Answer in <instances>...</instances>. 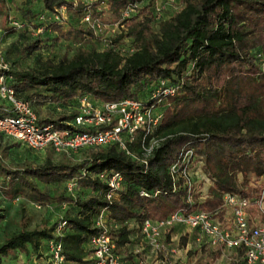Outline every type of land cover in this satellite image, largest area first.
<instances>
[{"label": "trees", "instance_id": "16d2710c", "mask_svg": "<svg viewBox=\"0 0 264 264\" xmlns=\"http://www.w3.org/2000/svg\"><path fill=\"white\" fill-rule=\"evenodd\" d=\"M33 1L15 8L19 16H13L21 31L34 33L21 34L20 55L41 48L46 39L40 33L58 29L62 14L71 21L59 34L77 41L69 57L57 60L36 55L29 64L20 65L3 58L8 67L0 74L8 77L5 83L14 96L28 103L39 125L69 128L74 98L82 94L95 102L124 97L148 102L158 80L173 87V93L160 97L157 125L145 134L135 131L133 140L126 142L128 153L115 143L79 149L77 154L55 153L46 147L41 162L11 167L4 161L8 146H0V196L22 200L20 218L24 219V202L43 207L65 203L68 208L47 226L26 229L24 221L0 242V257L15 258L16 253L41 257L45 252L47 259L46 243L54 239L61 245V264H90L88 241L105 230L121 264L123 251H128L131 264L136 253L130 250L135 232L130 222L139 231L144 219L162 218L183 208L219 215L224 193L251 200L259 197L264 187V0H177V10L157 17L154 0H102L101 4L97 0L89 9L80 0H40L36 14L31 11ZM134 2L135 11L120 19L121 10ZM60 7L63 13L57 12ZM106 8L116 18L118 30L100 50L84 45L93 32L81 21L82 14L88 9L100 19ZM52 12L58 20L47 19ZM7 13L0 0V29L11 31L14 26L7 24ZM78 21L84 28L72 24ZM46 102L68 111L41 116L39 108ZM11 115L0 99V117ZM150 138L156 144L143 163L140 144ZM188 149L200 160L210 182L206 196L194 199L189 207L182 179L173 182L169 174V165ZM53 153L60 157L54 159ZM101 172H118L122 177L121 188L108 199L109 188L98 178ZM67 181L74 182L72 191L66 190ZM58 184L66 193L78 190L77 195L51 193L48 187ZM99 217L101 225L96 224ZM61 219L66 225L56 235ZM261 220L264 223L263 213ZM168 239L166 234L164 240ZM178 242L183 246L186 235ZM204 246L201 242L200 248ZM221 249L218 245L202 250L205 256L200 254L192 264H209ZM232 253L228 264H245L241 248ZM195 254L193 248L186 252L187 257Z\"/></svg>", "mask_w": 264, "mask_h": 264}, {"label": "built area", "instance_id": "2783aa9c", "mask_svg": "<svg viewBox=\"0 0 264 264\" xmlns=\"http://www.w3.org/2000/svg\"><path fill=\"white\" fill-rule=\"evenodd\" d=\"M97 0H80L89 9V4ZM100 4L102 0H99ZM172 2L168 0L167 3ZM155 3V0H154ZM137 2L126 5L120 12V19L129 17L138 6ZM163 6L155 3L156 17ZM81 16V21L90 29L100 26V20L92 17L89 11ZM96 10H99L97 7ZM64 7L57 12L63 13ZM42 18V16H41ZM58 20L57 13L52 12L47 19ZM116 25V23H115ZM37 28L35 32H38ZM7 62L0 58V70L7 69ZM264 69V61L262 63ZM6 76L0 74V99L6 104L11 116L0 117V134L12 138L21 146L33 150L43 151L50 147L55 153H76L77 150L87 147H100L115 143L119 149L128 153L126 142L133 140V133L137 130L144 134L151 131L159 122L161 112L157 104L161 96L172 95L173 87L166 85L164 80H158L150 94V101L124 97L116 101H93L88 95L82 94L74 98V114L69 122V128H56L50 124L39 125L33 110L24 100L14 96L11 88L6 85ZM156 140L150 138L147 144L141 143V161L146 162ZM169 174L174 182L182 179L186 190L185 203L188 207L194 201L193 192L200 181L207 186L210 182L201 170L200 160L191 150L183 151L176 160L169 165ZM98 178L107 184L109 192L106 198L121 188L122 177L118 172H101ZM203 184V183H202ZM73 181H67L65 188L72 191ZM172 187L174 183H172ZM258 198L251 200L248 197L234 193H224L221 196L220 213L206 212L200 209L183 208L171 212L158 219H144L139 226V239L143 244L150 246L157 252L171 251L165 248L162 242L165 235L177 229V236L191 235L193 241L199 245V239L207 246L221 245L224 249L241 248L245 264H264V224L250 216L249 209L257 206L263 212ZM145 195V193L140 192ZM204 198L203 196H198ZM101 225L100 217L96 221ZM66 225L65 220H59L55 227V234ZM90 264H121L119 255L115 252L114 243L105 230L92 235L88 241ZM47 260L49 264H61L63 256L61 245L54 239L46 243Z\"/></svg>", "mask_w": 264, "mask_h": 264}, {"label": "rangeland", "instance_id": "374dc122", "mask_svg": "<svg viewBox=\"0 0 264 264\" xmlns=\"http://www.w3.org/2000/svg\"><path fill=\"white\" fill-rule=\"evenodd\" d=\"M167 1L168 0H155V3L163 6L161 12L165 15H167V13H172L179 7V2H177V0H174L170 3H167ZM26 3V0H4V5L8 11L7 24L14 27L11 31H4L0 29V58L6 59L8 63H10L11 61H17L20 65H23L29 64L36 55L40 59L50 58L52 60H57L61 57H69L73 52V47L77 44V41L65 39L62 35L59 34V32L67 29L68 23L71 21L69 19V16L66 15L64 17L63 14V17L61 16V18L64 19L61 20L59 24H57L58 29H46L45 32L40 33V37L46 39V43L40 45L41 48L27 54H19L21 43L23 41L21 39V34L24 37L34 35V33L30 30L21 31L17 19L13 17L19 16L15 8L19 6L26 7ZM40 10V0H34L31 3V11L36 14L40 12ZM103 10L104 11L102 12V15L99 16L100 26L98 28L91 29V31L93 32V36L88 37L84 44L86 46L93 45L98 50L103 48L108 38H110V36L118 30V25H115V23L117 22L115 20L116 18L113 16L111 11L108 10V8ZM72 24L80 25V22H72ZM80 26L84 28V26ZM67 111L68 109L66 108L62 109L52 103L46 102L40 106L38 112L41 116H55L60 113H66ZM4 145L8 146L4 161L11 167H17L24 161L38 163L43 160L44 151L25 148L14 141L12 138L2 135L0 137V146ZM59 157V154L53 153L54 159H58ZM73 157L74 159H77L79 155H74ZM237 181L239 183L242 181L240 175H237ZM204 183L205 182L200 181L198 187L193 192V197L197 201L202 200V198L198 197L199 195L203 197L206 196L208 186ZM48 188L51 193L63 192L64 195H69L71 197L76 196L78 193V190L71 193L64 192L61 184L52 185ZM82 195L83 193H81V196ZM21 202V199L5 200L0 196V242H2L5 237L17 232L24 221H26V229H31L42 224L47 226L54 220H56L58 216L63 215L65 210L68 209L65 203H50L43 207L24 202L23 219L20 218V214L18 211V204H20ZM260 206L262 207L264 212V192L262 194ZM249 212L251 217L256 218L259 222L263 223V221L261 220V212L259 211L257 206L252 204ZM129 226H133L135 228V232H133L131 236L132 243L130 244V250L131 252L133 251L134 253H136V261L131 264H192L197 256H199L200 254H203V256H205L206 253H203V251H207L211 248V246H204V248L202 249L200 248V244L203 239L202 237L199 239V245H193L186 240L184 245L180 246L177 236L178 231L177 229H173L170 233L172 239H168V241L163 240L162 242L163 246H165V248H171V251H167L166 254H164V251L160 253L152 249L150 246L143 244L140 239L137 238L138 231L136 230V227L132 224V222L129 223ZM190 248L195 249L196 254L187 257L186 252ZM232 251L233 249L222 248L219 256L210 261L209 264H228V261L233 254ZM126 252L128 251L121 252V259L123 264H128L129 262ZM46 260L47 259L45 252L41 257L31 255L28 258H26V256H24L22 253H16L15 258H11L9 256L0 257V264H40L41 262Z\"/></svg>", "mask_w": 264, "mask_h": 264}, {"label": "crops", "instance_id": "0c3cea01", "mask_svg": "<svg viewBox=\"0 0 264 264\" xmlns=\"http://www.w3.org/2000/svg\"><path fill=\"white\" fill-rule=\"evenodd\" d=\"M186 240L192 243L193 245H198L193 241L192 236L190 234L186 236Z\"/></svg>", "mask_w": 264, "mask_h": 264}]
</instances>
